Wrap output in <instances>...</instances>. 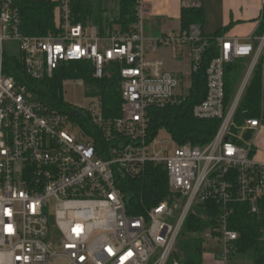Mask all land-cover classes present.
Wrapping results in <instances>:
<instances>
[{"label": "built area", "instance_id": "2783aa9c", "mask_svg": "<svg viewBox=\"0 0 264 264\" xmlns=\"http://www.w3.org/2000/svg\"><path fill=\"white\" fill-rule=\"evenodd\" d=\"M20 1L0 0V264H180L171 258L187 219L206 204L219 206L217 215L204 217L211 222L205 231L222 247L220 262L228 263L239 239L229 227L232 205L249 204L258 213L264 203V163L255 158L256 141L247 142L263 128V111L261 119L235 121L254 70L264 62V34L215 39L219 55L207 69V96L193 113L221 125L206 146H180L159 138L165 130L150 138V111L186 96L178 76L152 55L156 48L189 49L192 77L210 45L200 25L154 36L148 31L151 0H131V29L115 25L102 33L75 23L70 0H52L58 3L57 32L25 36ZM180 5L182 12L200 10L203 0ZM5 42L19 45L25 73L37 81L75 62L91 63L100 80L117 64L121 117L105 119L102 105L99 111L71 106L72 112H59L33 101L26 87L4 74ZM247 59L227 105L226 66ZM99 138L109 147L99 146ZM147 163L166 168L173 199L131 216L119 181Z\"/></svg>", "mask_w": 264, "mask_h": 264}, {"label": "trees", "instance_id": "16d2710c", "mask_svg": "<svg viewBox=\"0 0 264 264\" xmlns=\"http://www.w3.org/2000/svg\"><path fill=\"white\" fill-rule=\"evenodd\" d=\"M70 6L75 23L84 26L95 25L102 33L105 28L112 29L121 25L128 32L135 24V4L131 0H119L120 12L114 21H105L102 13L101 0H70ZM58 3L52 0H21L19 9L22 19V33L25 36H47L57 32L56 9ZM182 28L191 25L203 27L205 11L189 10L182 12ZM264 34V18L259 29V36ZM225 35L220 30L210 39V45L204 55L200 70L191 77V87L188 94L179 104L164 108H154L150 111V138L157 137L165 130L173 141L180 145L191 144L194 147H204L217 135L221 122L219 120H199L194 117V109L207 96V69L219 55V47L215 39ZM250 64L248 60H239L226 66L225 86L226 103L231 104ZM109 75L103 79L94 77V67L88 62H75L62 66L52 78L33 80L26 75L21 58L4 57V74L13 78L20 86H24L32 95L33 101L42 104L51 111L72 112V107L65 102L63 83L68 80H80L89 89V94L101 100L105 119H117L122 114L123 99L119 76V66L108 67ZM264 114V62L256 66L249 86L242 98L235 121L238 125L248 119H261ZM88 122L87 119H84ZM264 123V117H263ZM251 138V134L247 135ZM98 145L107 148L109 144L101 138ZM255 154V151H254ZM128 213L131 216H144L163 202L171 201L173 194L169 188L168 173L163 165L147 163L134 177H126L119 181ZM258 213L251 212L249 204H233V215L230 217L231 231L238 233L234 256H248L254 264H264V203L259 204ZM219 212L216 204L201 205L196 214L188 217L184 230L178 240L171 263L204 264L206 249L202 239H186V234L201 233L211 225L204 219L207 214ZM233 256V257H234Z\"/></svg>", "mask_w": 264, "mask_h": 264}, {"label": "crops", "instance_id": "0c3cea01", "mask_svg": "<svg viewBox=\"0 0 264 264\" xmlns=\"http://www.w3.org/2000/svg\"><path fill=\"white\" fill-rule=\"evenodd\" d=\"M171 6H173L172 12H166L165 14L160 13L155 4V0H151L155 4L153 6V16L150 20L151 34L154 36H160L170 31H177L182 28V11L180 0H168ZM218 15L216 14V5L214 4L213 11L214 17L218 16V25L211 27L210 19L213 14L209 10L208 20L209 23L205 26L206 21L202 27L203 34L206 37L213 36L220 30H225V36L229 38H237L243 41H247L251 37H260L259 29L264 18V0H219L216 1ZM203 9L205 15L207 14L204 5ZM217 18V17H216ZM177 20L179 25L178 28L170 26L171 22ZM206 20V19H205ZM163 52H167V49H160V57ZM189 60L190 75H191V56L190 50L184 49L180 55L170 59V63L178 64L183 63L184 60ZM164 60V59H163ZM249 60V59H247ZM165 58V62L167 63ZM251 62V61H250ZM166 65V64H165ZM167 68V67H166ZM171 72V71H170ZM184 71L182 70L181 73ZM175 75H178L176 71H173ZM180 73V72H179ZM255 158L259 162L264 163V132H259L258 138L255 142ZM204 255V264H222L220 262L219 252L209 251L206 247ZM239 256H234L226 264H254L253 260L248 257L242 256V259H238ZM241 262V263H240ZM246 262V263H245Z\"/></svg>", "mask_w": 264, "mask_h": 264}, {"label": "rangeland", "instance_id": "374dc122", "mask_svg": "<svg viewBox=\"0 0 264 264\" xmlns=\"http://www.w3.org/2000/svg\"><path fill=\"white\" fill-rule=\"evenodd\" d=\"M174 2V0H172ZM216 1L219 0H203L204 8L207 12L205 15V26L209 23L208 20V14L209 10L213 14V17L210 19V25L211 27H214L218 25V16L214 17V11L213 7L214 4L216 5V14L218 15L217 10V4ZM155 7V4L157 5V9L160 11V13L165 14L166 12H172L173 6L169 3L168 0H155V4L152 3ZM101 7H102V13L105 21H114V18H116L119 15L120 7H119V1L118 0H101ZM154 9V8H153ZM150 24V23H149ZM148 24V25H149ZM178 21L175 19L171 22L170 26L178 28ZM208 27V25H207ZM152 28L150 26L148 27V31H151ZM108 30V29H107ZM108 33V32H106ZM4 50L7 57L10 58H21V52L19 51V45L15 42H5L4 43ZM182 49L178 50V52H174L172 49H167V52H163V55L160 57V49L156 48L155 52L153 53L152 57L154 59H161L165 62V58L167 59L166 67L169 71L173 72L176 71L178 73L179 80L182 81V87L180 89V93L188 94L190 86H191V75H190V67H189V60H184L183 63L178 64H171L169 61L172 57H176L177 55H180ZM248 61H251L250 59ZM184 71L181 73V71ZM180 72V73H179ZM241 84V83H240ZM239 84V86H240ZM238 86V89H239ZM237 89V90H238ZM63 96L65 102H67L70 106L75 108H82L86 110H96L99 111L101 108V104L99 101V98L94 97L89 94V89L85 85L83 81L80 80H68L63 83ZM262 132H264V125L262 128ZM239 136L241 135L240 132H237ZM259 133L256 136H253L252 138L248 139V143H252L254 140L256 141L258 138ZM171 136L166 131L160 132L159 138L161 140H168L171 141ZM208 232L204 231L201 233H195V234H186V239H202L205 241L206 247L209 251L214 252H220L222 247L214 244L212 241L208 238ZM245 258H248L246 256ZM238 259H242V256H239ZM241 263V262H240ZM246 263V262H245ZM55 264H58L56 262Z\"/></svg>", "mask_w": 264, "mask_h": 264}]
</instances>
